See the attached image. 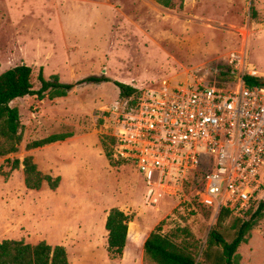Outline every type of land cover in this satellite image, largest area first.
I'll return each mask as SVG.
<instances>
[{
    "label": "rangeland",
    "instance_id": "374dc122",
    "mask_svg": "<svg viewBox=\"0 0 264 264\" xmlns=\"http://www.w3.org/2000/svg\"><path fill=\"white\" fill-rule=\"evenodd\" d=\"M21 62L31 66L34 88L41 68L46 79L105 75L136 92L121 98L112 81L83 83L63 97L27 95L11 103L22 140L17 152L0 157V241L63 245L69 264H155L139 247L160 226L196 261L217 264L224 246L208 245L209 232L230 242L236 217L218 228L194 179L149 194L143 175L115 157L110 136L136 95L164 78L219 87L234 85V74L264 78V0H174L171 7L155 0H0V72ZM54 133L71 136L25 148ZM25 155L42 174L60 178L55 189L46 182L25 187L22 165L11 169ZM113 207L130 217L128 243L115 258L106 250L104 227ZM253 235L264 239V208L237 248L240 264Z\"/></svg>",
    "mask_w": 264,
    "mask_h": 264
},
{
    "label": "built area",
    "instance_id": "2783aa9c",
    "mask_svg": "<svg viewBox=\"0 0 264 264\" xmlns=\"http://www.w3.org/2000/svg\"><path fill=\"white\" fill-rule=\"evenodd\" d=\"M112 135L115 157L143 175L149 194L194 179L215 216L223 208L237 217L264 196V82L164 78L139 93Z\"/></svg>",
    "mask_w": 264,
    "mask_h": 264
},
{
    "label": "trees",
    "instance_id": "16d2710c",
    "mask_svg": "<svg viewBox=\"0 0 264 264\" xmlns=\"http://www.w3.org/2000/svg\"><path fill=\"white\" fill-rule=\"evenodd\" d=\"M155 1L164 7H171L174 4V0ZM37 80L40 85L38 88H34L32 68L23 62L0 72V157L17 152L18 145L22 140L19 110L17 106L11 104L18 98L27 95H35L38 99L63 97L76 85L107 81H112L116 85L121 98L131 97L136 92V89L132 86L112 80L105 75L92 74L75 82H62L56 74L46 79L43 76L42 69L39 68ZM243 81L246 85H259L264 82V78L244 74ZM138 96L139 93L136 95L135 104ZM70 136L69 133L50 134L28 142L25 148L29 150L42 147L62 141ZM110 140L112 143L115 141L113 136H110ZM107 155L110 156V154ZM20 165H22L23 181L26 188L37 190L43 182H46L50 189H55L58 186L60 178L42 174L33 162L31 155H25L22 160L13 159L11 169H16ZM263 208L264 196L251 206L243 217L235 216L239 224L233 222L232 226L236 228V233L230 242H225L216 229L209 232L208 245L213 242L218 245H220V242L225 243L222 254L217 257V264H240L239 255L236 254L237 248L241 243L247 241L248 232L258 217L262 215ZM230 215L228 210L220 209L216 216L217 227L221 228ZM129 221V215L119 208L113 207L107 213L104 223L107 231L106 250L113 258L123 254L128 238ZM142 248L143 258L155 264H205L196 261L194 252L188 246L180 245L168 235L163 234L160 226H156L150 231L143 242ZM0 264H69V260L66 248L63 245H51L44 240L37 243H28L23 240L2 239L0 241ZM245 264H264V239L258 235H253L251 238L250 254L245 258Z\"/></svg>",
    "mask_w": 264,
    "mask_h": 264
},
{
    "label": "water",
    "instance_id": "95a60500",
    "mask_svg": "<svg viewBox=\"0 0 264 264\" xmlns=\"http://www.w3.org/2000/svg\"><path fill=\"white\" fill-rule=\"evenodd\" d=\"M23 63H24V62H23ZM239 76H240L239 74H234V75H233V78H234L235 80H237V79L239 78ZM224 244H225L224 242H220V245H221V246H224Z\"/></svg>",
    "mask_w": 264,
    "mask_h": 264
},
{
    "label": "crops",
    "instance_id": "0c3cea01",
    "mask_svg": "<svg viewBox=\"0 0 264 264\" xmlns=\"http://www.w3.org/2000/svg\"><path fill=\"white\" fill-rule=\"evenodd\" d=\"M127 233H128V231H127ZM128 240H129V239H127V240H126V244H125V245H127V243H128ZM144 240H145V238H144V239H142V240H141V242H140V247H139V248H140V250H141V248H142V246H141V245H143V242H144ZM124 248H125V247H124ZM142 250H143V248H142Z\"/></svg>",
    "mask_w": 264,
    "mask_h": 264
}]
</instances>
